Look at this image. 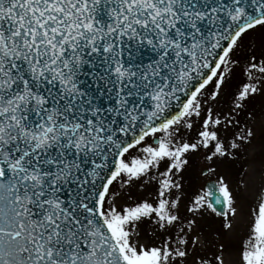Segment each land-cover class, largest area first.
Returning <instances> with one entry per match:
<instances>
[{
  "label": "snow or ice",
  "instance_id": "1",
  "mask_svg": "<svg viewBox=\"0 0 264 264\" xmlns=\"http://www.w3.org/2000/svg\"><path fill=\"white\" fill-rule=\"evenodd\" d=\"M0 264H264V0H0Z\"/></svg>",
  "mask_w": 264,
  "mask_h": 264
}]
</instances>
